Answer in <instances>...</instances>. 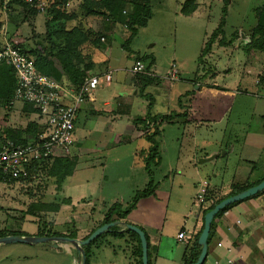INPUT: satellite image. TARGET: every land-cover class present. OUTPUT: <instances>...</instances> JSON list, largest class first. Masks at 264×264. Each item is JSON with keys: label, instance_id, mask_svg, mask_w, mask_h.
<instances>
[{"label": "rangeland", "instance_id": "1", "mask_svg": "<svg viewBox=\"0 0 264 264\" xmlns=\"http://www.w3.org/2000/svg\"><path fill=\"white\" fill-rule=\"evenodd\" d=\"M187 1L152 0L151 20L147 27L139 30L127 49L123 48L124 38H120L127 33H124L125 28L116 27L109 21L91 18L88 26H94L96 31L104 35L105 47L96 53L97 63L106 60V50H112L108 56L110 62L101 68L98 65L93 75L100 76L99 73L107 70L109 66L114 72L111 84H102L94 93L98 94L101 102L110 100L112 93L113 96L117 94L115 91L118 94L123 93V96L135 97L141 100V103L154 97L153 110L158 111L163 104L165 106L163 110L169 109L172 118L178 121L180 117L175 116L174 112L179 105H183V102L177 103V97L187 91H196L195 89L201 86L200 96L193 102L194 108L199 107L198 110L202 113L197 116L201 124L199 129H195L197 141L207 143L215 150L222 146L221 155L225 157L221 158L218 164L219 166L228 164L231 172L239 163L243 141L254 139L264 141V132L260 134L261 130L264 131V55H254L245 49L250 42L252 29L257 24L255 10L261 7L264 0H197V11L186 16L182 10ZM46 2L47 0L43 3L46 5ZM67 10L77 11V2L73 1ZM46 13L45 7V12L36 18L25 19L24 11L18 6L3 7L0 11V46L16 42L32 48L37 42L44 43L47 33ZM222 22H225L224 34H218L214 38L211 50L203 57V50ZM71 26L72 23L67 24V27ZM114 34L117 38L120 36L119 39L111 40V45H108L109 37ZM138 57H147L146 64L159 78L166 77L172 66L176 65L180 84L174 83L172 87L164 85L160 88L154 86L147 89L145 94L140 91L134 96L137 91L131 79L130 69ZM114 103L113 98L112 106H115ZM138 106L140 107L139 104ZM22 107V104H18L11 111L9 119L3 123L5 127L21 131L25 130L29 123H37L38 115L25 118L21 113ZM3 115L4 112L1 111L0 121L3 120ZM88 123L86 115L81 114L77 134L84 141L89 139ZM161 130L159 141L163 142V148L167 153H163L164 150L161 152L163 160L160 170L169 177L167 180L157 174L158 179L155 176V182L160 179L165 181L166 193L160 199V203L166 205L167 198L168 200L171 198L172 202L178 198L176 193L180 182L178 153L184 126L164 124ZM87 141L86 145L78 147L75 158L76 174L60 187L55 180L45 175H40L31 182L0 184V236L21 234L25 237H39L49 230L67 235V230L74 231V226L95 228L100 225L108 210L106 204L104 206L100 202L87 208H82V204L79 203L76 208L70 207L57 216L56 212L49 213L44 209L35 211L36 216L27 212L29 207L36 203L52 205L50 202H64L67 199L69 201L71 197L84 196L89 199V195L97 199L100 194L106 197L114 196L116 190L117 193L121 191L125 200L130 201L133 197L130 189L134 184L142 191L140 187L142 176L140 173H128V164L135 163L140 168L142 165L145 168L149 166L150 170H155V162L143 154V151H139L140 154L134 161L128 159L125 163L116 162L117 157H129L134 149H143L146 145L143 140L117 150H113L112 147L109 150L106 148L107 151L101 147L94 151L93 146ZM203 147L201 144L200 148ZM228 151L232 153L224 155ZM262 156L264 158V151ZM105 161L108 167L101 170L99 163ZM92 164L97 166L96 169L90 168ZM103 172L106 174L102 178ZM228 177V180H224L226 185L231 181V176ZM222 182L220 180V183ZM98 186L100 189L97 191ZM56 218L57 223L59 222L57 226L54 224ZM167 220L168 223L171 222L169 229L173 230L176 226L172 224L174 220L169 218ZM60 247L63 249L55 250L46 244L0 245V264H72L77 252L70 245ZM88 253L89 264H132L128 239L112 237L108 233L91 243Z\"/></svg>", "mask_w": 264, "mask_h": 264}, {"label": "crops", "instance_id": "2", "mask_svg": "<svg viewBox=\"0 0 264 264\" xmlns=\"http://www.w3.org/2000/svg\"><path fill=\"white\" fill-rule=\"evenodd\" d=\"M73 27L74 25L72 24L68 29H72ZM90 27L96 30L94 26L90 25ZM116 36L117 35L114 34L110 36L111 38L109 37L108 45H111V40L116 41L119 39L120 36L118 38ZM120 38H123V36L121 35ZM110 52L112 53L111 49L108 51L106 50L105 56L107 58L105 61L107 64L110 62V58H108ZM135 62L132 64L131 68ZM109 72L114 73L110 66L107 70L100 72L99 77H101V75L103 77ZM149 73L152 75L149 78H152L153 81L145 88L143 94L146 93L147 89L154 86L160 88L164 85L172 87L177 83L180 84V79L179 82L177 81L175 84L168 83L165 79L167 76L159 78L152 70H150ZM90 75H93V71ZM131 79L137 91L134 96H137L141 91L142 84L133 76H131ZM102 84L104 85L105 83H101L97 90ZM194 86L196 85L194 84ZM195 90L196 91L193 92H184L177 97V103H180V101L183 102V105H179L177 110L174 109L176 110V112H174L175 116L180 117V119H178L180 122L172 118L170 114L172 112H170L169 109L163 110L165 108L163 104L159 109L160 112L159 110L154 111L152 107L154 106V97L145 100V103H141L142 101L137 100L135 97L123 96V93L118 94V92L115 91L117 94L113 96L112 93L110 100H103L101 102V99H99L98 94H95V91L93 97L86 101L79 112L75 124L74 147L69 155L71 159L76 158L78 147L86 145L85 143L87 140V143L93 146L92 149H94V151H96L97 147L104 148L103 150L105 151L109 150L111 147L113 150H117L126 146H132L133 143L143 140L146 144L143 146V149H134L132 155L129 157H117L116 163H125L128 159L134 161L140 154L139 151H143V154L145 153L146 156H149L148 152L151 148L149 138L153 136L158 155L155 161L157 162V159L159 161V164L155 166V170H151L154 179L153 182H155L156 178L158 179L156 176L157 174L163 179L165 178L168 180L169 177V175L163 174L160 170L163 160L161 152L164 150L163 142L159 141L162 131L161 127L164 124L184 126V132L182 133V140L180 143V152L178 153L180 162V182L179 189L176 191L178 198L173 202L171 198L169 200L167 198L166 205L160 203V199H162V196H165L166 193L164 187L165 181L162 179L157 180L154 184L155 192L148 197L141 198L127 218L120 221L125 225H133L140 228L145 235H147L151 246L153 264H182L187 245L178 241V234L181 232L194 233V239L190 242L191 244L198 238L200 232L203 231L204 228V217L201 218V214L194 206L195 198L202 188L206 187L207 195L217 202L230 195L235 185L240 187L249 185L254 186L264 179V158L262 156L264 141L260 139L243 141L239 163L237 168L231 172L228 164L224 163V165L221 164V166L218 164L219 160L225 157L221 155L223 151L222 146L219 150H215L213 146L197 141L195 129H199L201 126L197 116H200L202 113L198 110L199 107L196 109L194 108L193 102L199 98L202 87L198 86ZM113 98L115 100V106L111 104ZM81 114H85L89 120V134L87 136L89 139L85 141L79 138L77 134V125ZM142 119H145L144 121L146 122H141ZM38 123L39 117L37 120V124ZM86 127L87 124L84 128L86 129ZM263 132L264 131L261 130L260 134ZM201 144L204 145L203 148H200ZM232 151H228L224 155L228 156ZM163 153H167V150L165 149ZM105 163L107 162L99 163L101 164V170H105L108 167ZM96 167L97 166L94 164L90 166V168L93 169H96ZM145 171L146 168L144 165L140 168L137 167L135 163L128 164V173H140L142 176L140 184L142 191L145 190L144 187H148L150 182V177ZM75 174L76 168L73 175L68 179L73 178ZM105 174V172L102 173V178L105 177ZM229 175L231 176V181L226 185L224 180H228ZM220 180L223 182L220 183ZM99 189L100 187L98 186L96 190L98 191ZM140 189L141 188L137 189L134 184V187L130 189L133 195L130 201L125 200L124 194H122L121 191L117 193L118 190L115 191V194H113L114 196L106 197L100 194V197L97 199L92 198L90 195L88 196L90 197L89 199L84 198V196H80V198L71 197L69 198L70 202H68V199L66 200L67 202L60 201L59 204L64 205H61L60 212H58L56 216L59 215V213L61 215L62 212L68 210L70 207L76 208L79 203L82 204V208L93 207L97 202H100L104 206L106 204L108 210L114 205H120L122 209H126L132 203L135 196L142 192ZM51 203L56 204L57 201L50 202V204ZM104 218L101 220L100 225L103 223ZM167 218L172 221L174 220L172 224L176 226L173 230L169 229L168 226L171 222L168 223ZM57 221L58 219L56 218V223H54L56 226L59 224ZM99 226L95 228L74 226L73 229L76 232L77 240H85V238L89 237ZM56 228L57 227H55L54 230H56ZM115 228L119 231L125 229L122 226H116ZM124 239H128L130 243L131 262L132 264H136L132 252L137 242L130 237H125ZM62 249L63 247H59L58 250ZM68 252L73 255L72 252ZM206 261L208 264H264V193L255 198H249L248 200L239 202V204L231 207L219 217L215 218L208 238V254ZM72 264H77V257Z\"/></svg>", "mask_w": 264, "mask_h": 264}, {"label": "trees", "instance_id": "3", "mask_svg": "<svg viewBox=\"0 0 264 264\" xmlns=\"http://www.w3.org/2000/svg\"><path fill=\"white\" fill-rule=\"evenodd\" d=\"M45 1L46 0H33L35 6H32L27 4L24 0H12L9 6H18L22 9L25 13V19H28L29 17L36 18L40 14L37 9L38 6ZM73 1L77 2L78 10L68 12L67 8L71 6ZM151 3L152 0H47V33L44 43L37 42L32 48H29L25 44L19 45L16 42H12V44L20 48L23 53L35 59L36 68L40 73L48 76L67 89L77 90L87 78L92 76L90 73L94 71L98 65L99 67H103L107 64L106 61L100 62L99 64L96 61V53L105 47V44L101 41L104 39V35L103 33L94 30L92 27H89L88 20L94 18L102 21H109L116 27L125 28L124 33H127L124 36L122 35L124 38L123 48L127 49L132 40L138 34L139 30L147 27L151 20ZM3 5L4 0H0V11L3 8ZM197 9V0H188L182 12L184 15L189 16L194 14ZM255 17L257 24L252 29L250 42L245 49H247L249 53H254V55H264V1L261 7L255 10ZM71 23L74 27L68 29L67 24ZM224 25L225 22H222L220 27L213 34L212 39L203 50V57L211 50L214 38H216L218 34H224ZM2 47L3 45L0 46V50ZM147 60V57H138L136 59V61H141L146 66V71L149 73L150 68L146 64ZM135 79L142 84L141 92H144L145 88L151 83V81H153L152 78L146 76L135 77ZM16 87L17 77L14 70L9 66L0 63V112H4L3 120L0 121V146L7 141H11L16 145L27 144L35 140L42 130L39 124L34 122L29 123L27 128L21 131H13L11 128H7L3 125V123L9 119L11 111L18 106V104L12 103ZM21 113L25 118H28L30 115H38V111L31 104H23ZM144 120L145 119H142L141 122H146ZM149 143L151 144V148L148 152L149 159L158 165V159L157 162L155 161L158 155L157 146L153 141V136L149 138ZM76 166L77 160L69 157L44 161L40 165L32 166L30 168V176L26 180H9L0 173V184L15 185L18 183H26L33 181L40 175H45L46 177L55 180L60 187L73 175ZM146 171L150 177L147 189L142 193H138L126 209H122L120 205L112 206L107 211L103 223L98 228L106 224L120 222L126 219L141 198L148 197L155 192L153 175L149 166H146ZM263 181L264 179L254 186L249 185L240 187L235 185L231 194L217 201L215 206L229 197L259 185ZM263 193L264 191L252 198L260 196ZM59 203L60 202H57L52 205H41L36 203L29 207L27 214L36 216L35 211H41L43 209L49 213L56 212L57 214L60 211L61 205H64ZM237 204L226 208L217 217ZM214 207L211 210H213ZM201 233L202 231L199 236ZM108 234L112 237H130L135 239L137 245L134 247L132 253L135 257L136 264H142V247L140 238L137 234L130 231L119 232L116 228H112L111 232H108ZM11 236L22 235L14 234ZM2 237H4V235L0 236V238ZM39 237H68L71 239H77L76 232L74 231H68V234L64 235L49 230L48 232L40 234ZM87 238H85V240ZM198 238L193 243L186 246L182 264H195L197 262L201 253V248L198 245ZM146 239L148 242L149 264H153L151 246L147 235ZM88 250L89 246L84 248L87 258L86 264H89ZM77 262L80 264V259L78 257Z\"/></svg>", "mask_w": 264, "mask_h": 264}, {"label": "built area", "instance_id": "4", "mask_svg": "<svg viewBox=\"0 0 264 264\" xmlns=\"http://www.w3.org/2000/svg\"><path fill=\"white\" fill-rule=\"evenodd\" d=\"M12 0H4L3 7L10 5ZM35 6L33 0H24ZM46 5L38 6L40 13L45 12ZM104 42V39H102ZM0 63L11 67L17 77L14 104H31L37 111L39 126L42 128L37 138L27 144L16 145L7 141L0 146V173L9 180H26L30 176V168L44 161L69 157L74 147V132L78 114L86 101L93 97L101 83L110 84L113 73L109 72L102 78L90 76L77 89H67L48 76L40 73L35 59L23 53L12 43H5L0 50ZM133 77H151L141 61H136L130 69ZM179 72L176 65L165 78L168 83L178 81ZM216 201L207 195V188L200 190L194 206L201 218L211 211ZM194 233L181 232L178 241L190 244ZM204 264H208L207 261Z\"/></svg>", "mask_w": 264, "mask_h": 264}, {"label": "water", "instance_id": "5", "mask_svg": "<svg viewBox=\"0 0 264 264\" xmlns=\"http://www.w3.org/2000/svg\"><path fill=\"white\" fill-rule=\"evenodd\" d=\"M264 191V181L259 185L250 188L246 191H243L237 195L229 197L218 205L214 207L213 210L206 213L204 216V228L198 239V245L201 248L200 256L195 264H204L207 260L208 254V238L212 229V224L215 218L226 208L252 198L259 193ZM116 226H122L125 229L121 232L130 231L137 234L141 241L142 247V264H149L148 257V242L146 239L145 233L138 227L133 225H125L122 222H114L110 224H106L97 230H95L86 240H77L71 239L68 237H25V236H6L0 238V245H8V244H27V245H38V244H46L51 248L57 250L61 245H70L76 252L77 257L80 259V264H86L87 258L84 251V248L88 247L91 243H93L98 237L108 232H111L112 228Z\"/></svg>", "mask_w": 264, "mask_h": 264}]
</instances>
